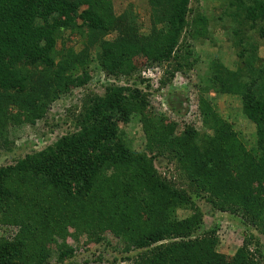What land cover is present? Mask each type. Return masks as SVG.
<instances>
[{
	"label": "trees",
	"instance_id": "16d2710c",
	"mask_svg": "<svg viewBox=\"0 0 264 264\" xmlns=\"http://www.w3.org/2000/svg\"><path fill=\"white\" fill-rule=\"evenodd\" d=\"M217 1L222 3V12L216 21L230 43L237 67L230 72L218 59L207 64L203 79L194 87L198 111L203 126L215 134L209 138L214 142L224 137V132L232 133L215 114L209 96L239 98L243 116L256 128L254 160L220 167L215 160L210 162L214 157L208 153L209 147L201 150L194 145L199 137L194 129L173 139L157 119L145 123L147 152L135 154L120 138L119 126L146 110L148 93L138 87L111 85L103 96L87 94L76 116L77 132L14 166L0 168V222L19 229L13 242L0 239V264H31L28 258L43 262L47 258L44 242L64 236L66 229L60 225L70 219L62 209L56 211L57 218L49 220L44 217L46 208L28 217L9 207V201L17 200L19 189L10 187L15 177L10 175L18 173H24L19 181L31 186L30 192L44 185L59 203H78L85 208L90 198L92 214L106 219L116 236L123 237L125 228L133 223L129 230L136 231V249H149L168 237L197 232L208 238L184 243L180 249L189 253L196 248L201 255L183 264H227L218 258L206 262L203 258L201 248L217 244L211 239L216 226L205 232L199 216L187 222L174 217L175 210L189 207L193 195L177 189L174 181L162 178L154 167L153 159L163 157L160 152L169 146L167 157L177 163L179 174L194 187V198L206 199L204 195L208 194L206 201L213 210L238 217L244 226L264 235V58L258 55L260 43H264V0ZM146 2L150 32L144 36L130 11L119 17L113 15L111 0H0V150L9 152L1 126L34 124L60 95L88 85L93 61L115 81L137 76L139 66H164L161 88L176 74L197 66L199 58L193 44L211 37L207 17L194 13L191 0ZM67 33L70 41L74 36L81 38L80 52L66 47ZM110 33H116L115 39L105 41ZM139 61L141 64H137ZM145 82L138 77L139 85ZM146 87L149 89V85ZM173 102L168 99L170 106ZM116 183H120V193ZM225 193L227 196L220 200ZM95 194L101 200H93ZM114 204L115 210L109 211ZM252 238L244 240L235 264H260L249 253Z\"/></svg>",
	"mask_w": 264,
	"mask_h": 264
},
{
	"label": "rangeland",
	"instance_id": "374dc122",
	"mask_svg": "<svg viewBox=\"0 0 264 264\" xmlns=\"http://www.w3.org/2000/svg\"><path fill=\"white\" fill-rule=\"evenodd\" d=\"M111 2L115 17L123 15L125 11H130L140 35L145 36L150 32V13L146 0H111ZM97 6L100 5L97 4ZM190 7L194 13L198 11L207 17L209 20L207 33L211 36H207L208 41L193 44L199 58V63L194 69L176 74L168 85L161 88L160 81L164 75V66H139L140 74L138 73L137 76L129 79L120 78L115 81L104 75L97 62H91L89 72L92 78L88 85L60 95L48 107L46 114L34 124L24 122L19 126L11 124L1 126L6 135V146L9 152L0 150V168L14 166L17 161L41 152L63 136L77 132L76 116L80 111L83 96L87 94L103 96L105 88L111 85L138 87L144 93H148L146 94L148 101L146 110L142 114L138 112L130 118L128 123L119 126L120 138L131 145L133 153L147 152L148 146L144 134L147 124L145 123L151 119H157L159 124L162 123V126L167 128L173 139L179 138L189 128L194 129L199 135L198 140H194V145L196 144L201 150L204 147H209L208 153H213L214 157L210 162L215 160L221 164L220 167H233V165H241L248 160H254L257 156L256 128L243 116L239 98L229 95L215 97L212 94L209 96L215 114L223 123L231 127L232 134L224 132V137L217 138V141L213 142L209 138H213L215 134L202 124L197 106V91L194 87L198 86L199 81L203 79L210 61L218 59L228 71L234 72L237 60L230 43L224 36L223 29L216 21L221 15L222 3L217 0H197V2L191 0ZM101 9L99 8L100 12ZM68 37V33L64 35L66 47H72L75 53L80 52L83 48L81 38L74 36L70 41ZM115 37L116 33H110L104 37V40L111 41ZM57 47L60 49L61 43H58ZM91 53L93 55L92 51ZM258 55L264 58V43H260ZM137 64H141V62L139 61ZM138 77L146 82L139 85ZM146 85H149V89ZM169 98L173 99L174 105L170 106ZM201 141L204 142V146ZM169 147L164 152H160V155H164L163 157L153 159L154 167L162 178L174 181L177 184V189L192 192L191 195H193L188 208L175 210V219L178 222H187L191 218L199 216L204 224L205 232L210 231L214 226L217 227L211 237L212 240H216V246L211 248L206 246L208 249H205L206 251L201 248L204 253V261L218 258L227 264H235L236 254L242 248L244 240L254 237L249 253L254 255L255 261L264 264V235H260L252 227L244 226L238 217L213 210L206 201L208 194L204 195L206 199L200 198L202 195L199 197L200 199L194 198V187L189 184L184 174H179L176 169L177 163L167 157L169 154L166 151ZM23 175L24 173L10 175V177L15 176L10 181V187L13 190L19 189L15 190L17 200L9 201V207L28 217L29 213H37L46 208L47 214L45 213L44 217L49 220L57 218L56 211L61 212L62 209L68 213L70 218L65 219L63 225H60L66 229L65 235L61 236L63 238L56 236L50 242H44L45 253L43 254H46L47 258L39 263L34 261L35 259L28 258L31 264H183L190 260L196 261L195 256L201 255V253L196 248L188 253L180 247L184 243L208 238L196 232L185 237H168L149 249H136V231L129 230L134 226L133 223L125 228L123 237L116 236V231L109 227L106 219H100L99 215L92 214L90 198L85 202V208L78 206L81 205L78 203L73 205L69 202L59 203L57 196L55 197L53 192L46 189L44 185L41 187L42 189L30 192L31 186L19 181V177ZM119 184L114 185L117 193H120ZM230 187L232 188V186ZM30 193H33L32 196ZM96 194L93 196V200L94 198L101 200L100 196ZM226 196V193L223 194L220 200ZM115 199L114 197L109 203H113ZM213 200L216 201L215 198ZM116 204L110 207L109 211H114ZM121 204L123 203L120 202ZM0 209H2L1 204ZM83 212L87 213L81 215L80 213ZM73 213L76 215V220L71 218L74 217ZM18 231L17 226L0 222V239L13 242ZM61 254H64L62 259L59 257Z\"/></svg>",
	"mask_w": 264,
	"mask_h": 264
}]
</instances>
